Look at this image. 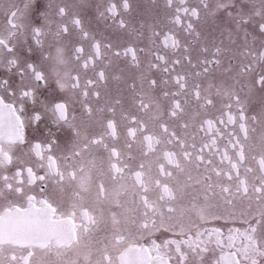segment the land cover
I'll return each instance as SVG.
<instances>
[{
    "label": "snow or ice",
    "instance_id": "obj_1",
    "mask_svg": "<svg viewBox=\"0 0 264 264\" xmlns=\"http://www.w3.org/2000/svg\"><path fill=\"white\" fill-rule=\"evenodd\" d=\"M33 2L26 0L21 9L13 0L2 9L8 19L0 27V69L11 72L15 68L20 84L13 88L9 79H0V92L10 98L6 102L0 95V264H36L37 253L59 257L82 244L90 247L96 242L93 234L102 225L105 235L99 241L95 264H189L190 257L199 264H264V135L250 143L248 126L264 124V39L259 41V48L255 47L257 37L264 38V0H215L214 4L212 0H196L194 4L190 0H164L169 13L167 30L157 31L159 25L152 28L153 43L159 40V45L152 50L148 71H156L152 77L141 74L139 87L136 77L130 78L127 107L116 95L95 109L91 100L99 103V85L108 80L109 65L103 63L102 48L135 68L140 67L138 51L143 49L102 44L85 30L80 18L69 17L75 31L61 20L55 32L54 55L44 48V27L31 28L36 48L28 51H38L40 62H29L14 48L30 27L23 21ZM132 10L131 0H109L100 16L111 19L117 29L127 30L123 17ZM218 12L230 22L229 36L235 33L244 38L232 56L244 59L235 66L229 62L224 67L222 42L218 46L214 40H204L195 26L202 13L208 16ZM58 14L64 18L68 9L59 7ZM177 27L187 34L183 42L173 31ZM65 51L71 52L74 70L61 75L57 66L65 63ZM46 63L51 67L46 68ZM184 66L194 71L181 72L179 68ZM222 67L237 83L240 77H250L245 98L223 81L208 79ZM190 75L203 77L206 86L202 82L190 84ZM53 77L66 95L53 91L44 96L39 91L50 88ZM217 97L222 105L218 116L206 115L198 122L193 116L191 121L180 123L186 115L185 105L194 102L198 109L195 115H199V110L207 113L216 107ZM27 101L39 108L25 117ZM254 101L261 106L258 115L249 114ZM117 111L124 122L126 140L122 146ZM148 113L154 127L143 119ZM45 117L59 135L53 136L50 130L42 140L27 142L26 123L41 122ZM85 120L95 123L99 131L81 140L80 125ZM65 133L68 139L61 145ZM137 143L142 146V159L134 165L132 149ZM98 158L100 174L106 168L117 185L107 217L103 207H89L82 195L88 190ZM125 178L134 189L132 202L138 205L139 220L129 216L120 202V196L128 191L122 182ZM189 187L197 191L190 193ZM97 189L98 201L103 204L108 189L102 179ZM185 197H190L187 204L183 203ZM130 224L136 226V233ZM207 224L218 226L202 227ZM157 232L162 237L159 243L155 239L150 246L138 242L144 235ZM80 257L69 264H78ZM82 257L83 264H93L90 252Z\"/></svg>",
    "mask_w": 264,
    "mask_h": 264
},
{
    "label": "flooded vegetation",
    "instance_id": "obj_2",
    "mask_svg": "<svg viewBox=\"0 0 264 264\" xmlns=\"http://www.w3.org/2000/svg\"><path fill=\"white\" fill-rule=\"evenodd\" d=\"M13 2V0H0V27L7 23L8 17L4 15L3 8L7 6L8 3ZM14 2L23 9L24 3L26 0H14ZM109 0H34L32 7L30 9V14L26 17L23 21L25 24L30 25L28 31L25 35L21 36L19 41L16 42V46L14 48V52L21 58L27 59L29 62H40V53L38 51L30 53L28 49L31 47L33 49L36 48L35 42L32 39L31 28L41 26L44 27L45 32L47 33L46 38L44 40V48L46 51H51V53L55 54V47L56 39H55V32L57 26L60 24L61 20L63 19L65 22L68 23L70 30L75 31L72 29L69 17H78L82 20V25L85 30L89 31L91 35L95 36V38L102 42V44L112 43L113 45H122V46H133L137 49H143V51H138V58L140 60V67H130L126 65L125 59L123 57L116 58L111 57L108 53L107 49L102 48V52L105 53L103 57V63L108 64L109 67L106 69V75L108 76V80L106 83L99 85L101 90V97L99 99V103L96 102L95 99L91 100L92 107L98 108L103 107L106 103H108L109 99L112 96L119 95L125 101V107L128 106V102H130V92H129V85L131 84V77H136V83L139 87L140 76L141 74L147 75L152 77V73L156 70H152L151 72L148 71V64L150 61L153 60L152 50L159 45V40L153 43L152 39V28L155 25H159L156 28L157 31L160 28H165V25L168 23V11L164 8V0H131L132 4V11L125 15L123 18L125 19L128 27L127 30H119L113 24L111 19L102 18L100 16V12L104 10V7L107 5ZM196 0H190V3L194 4ZM212 3H215V0H212ZM59 7H66L68 9V15L64 18H61L58 14ZM197 31L202 34V38L207 41H215L216 45H221L225 49L224 57L222 60V64L224 67H227L229 62L235 66L239 60H243L244 57L240 56L239 60L233 59V53L243 44V35H236L233 33L231 37L229 36L230 32V22L226 15H221V13H216L215 15H208L205 16L204 13L201 14V20L196 23ZM50 29V31H49ZM165 30H167L165 28ZM173 31L175 32L178 39H181L183 42V37L187 35L183 33L182 30L177 27L174 28ZM264 39L262 37H257V41L255 44L256 48H259V41ZM234 42V43H233ZM64 43H68V39L65 38ZM51 45V48H49ZM249 46L252 47L251 38H249ZM214 50V49H213ZM87 51V48H86ZM198 51V50H197ZM197 52H193L195 56ZM171 55V53H169ZM130 59V58H129ZM65 63L63 65H59L60 73L63 75L64 72H71L74 70V65L71 60V52L65 51L64 54ZM109 60L111 63L109 64ZM99 63V62H98ZM195 63V60H193ZM54 64V62H53ZM46 68H50V64H45ZM224 67L215 69L212 75L208 78L209 80L214 81L215 83H223L226 86L234 87L240 94L242 98H245L246 93L248 91L246 85L250 82V77H240L239 83L236 82L231 76L224 72ZM179 70L181 72L192 73L194 70L190 67H180ZM198 70V69H197ZM259 71V67L257 68ZM159 74V73H158ZM89 75H92L89 72ZM120 77L117 80L115 77ZM0 79H9L10 84L13 88H16L20 84V78L17 74V70L15 68L12 69L11 72L6 70L0 69ZM127 81V83H125ZM193 82H202L205 84L207 81L204 80L203 77L194 78L191 75L189 76V83ZM171 88V84L168 85ZM175 91V89H172ZM40 92L43 93L44 96H49L50 94L64 96L66 95L64 92H61L58 86L55 83V77L52 78L50 81V88L41 87L39 89ZM213 93H215V88H213ZM0 95H3L6 102L10 99L7 94L0 92ZM43 96L41 97V99ZM161 99L163 97L161 95ZM183 100V97H181ZM216 99V107L211 108L207 113L203 110H199L200 114L195 115L198 111L197 106L194 102L185 105L186 115L184 116L183 120L180 123H183L184 120L191 121L193 116H195L196 122L205 118V116L214 117L219 115V109L222 107L220 98L217 97ZM166 103V101H165ZM19 107V104H17ZM250 115H258L261 106L258 101H254L250 106ZM39 108V105L32 102L27 101L24 104V116H30L33 113L34 109ZM71 114V112H70ZM77 116H78V123H79V104L77 103ZM116 119L119 125V131L121 133L120 136V146L126 140L124 136V122L120 120V113L117 111ZM149 127H154L155 121L152 119V114L148 113L143 116ZM167 119V117H165ZM81 126V137L80 139L83 140L87 135L94 134L99 131L98 126L95 123L89 122L85 120V122L80 125ZM250 129V143L258 142L261 135H264V124L259 122L257 123H249ZM254 129V131H252ZM51 130L53 136L59 135L57 129L51 122L45 117L41 122H33V123H26L25 127V138L26 141L31 143L34 142L36 139H43L44 137L49 135V131ZM189 133L193 131V129L189 128ZM200 135H203L202 133ZM68 139L67 134L61 136L60 143L63 145L65 141ZM197 143H199V137H197ZM141 145L139 143L133 145L132 155L136 158L132 163L135 165L139 163L142 159L140 152H141ZM95 151V150H94ZM247 151V148H246ZM149 159H152L151 157ZM99 158L97 160V167L91 170V179L88 183V190L82 195L84 196V202L89 207L94 209H100L101 207L104 208V215L107 217V210L110 203L114 200V191L117 188L110 175L107 172V169H104V174H100L99 169ZM193 176L196 175V172L193 170ZM103 180L105 187L108 189V199L101 204L98 201V189H97V182L99 180ZM181 179H185L183 176ZM123 183L128 185V191L125 194L120 196V202L127 208L128 215L136 218L137 220L140 219L139 215L137 214V207L138 205L133 204L132 202V192L134 191L131 182L125 178ZM36 192H39L40 189L36 188ZM188 192L194 193L197 191L195 187H189L187 189ZM71 193V188L69 189V194ZM150 196H154V193H150ZM190 200V197H185L183 203L187 204ZM222 203V202H221ZM238 208L240 207L239 202H237ZM244 207H247V201H244ZM256 207L255 203H253L252 208ZM142 212V209H140ZM218 226L216 224H207L203 225L202 227H214ZM239 226V225H237ZM130 230L133 233H136L138 230L135 225H129ZM223 231L225 234L227 233V229L224 228ZM105 235V230L103 229V225L101 226V230L93 234V239L96 241L95 243H91L90 247H86L83 244L79 247L73 248L68 251H64L59 257L55 254L51 255H44L42 253H37L36 257V264H69V261L75 259L77 256H81L78 264H83V255L91 253V258L93 264H95L96 259L99 256L98 249L100 248V243ZM155 239L157 243L160 242L162 237L160 233H154L151 236L144 235L142 238L138 240V242L144 246H150L151 241ZM189 264H199V261L195 258L190 257Z\"/></svg>",
    "mask_w": 264,
    "mask_h": 264
}]
</instances>
